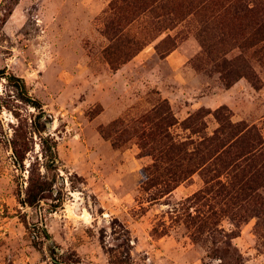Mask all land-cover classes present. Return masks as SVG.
<instances>
[{"label": "rangeland", "instance_id": "obj_1", "mask_svg": "<svg viewBox=\"0 0 264 264\" xmlns=\"http://www.w3.org/2000/svg\"><path fill=\"white\" fill-rule=\"evenodd\" d=\"M262 22L264 0H0V68L51 115L59 192L22 205L40 140L20 170L0 139V264H53L51 246L69 264H264Z\"/></svg>", "mask_w": 264, "mask_h": 264}, {"label": "trees", "instance_id": "obj_2", "mask_svg": "<svg viewBox=\"0 0 264 264\" xmlns=\"http://www.w3.org/2000/svg\"><path fill=\"white\" fill-rule=\"evenodd\" d=\"M259 35L260 38L258 41L264 40V22H262L260 26ZM262 47H264V45ZM1 78H4L6 81L3 83V92H0V112L3 108L7 109L16 118L17 123L16 125L11 126V137L7 136L3 125L0 124V139H5V142L11 149L13 162L18 168H20V170L24 169L27 154L33 149L34 134L40 140L41 155L44 159L43 163H40L37 157L29 162L27 166L26 183H22V186L19 185L18 187L19 202L22 205L33 207L45 199L50 198L56 200L58 199L56 197L58 190L56 192L55 188L56 174L51 171H55L58 161L57 146L55 139L46 132L47 123L51 122V115L43 110V107L38 100L29 95L28 88L22 78L13 73L6 72L5 68H0V80ZM18 102L33 107L34 111L29 112L28 116L23 115ZM215 113H219V110H215ZM214 138L218 139L219 136ZM248 159H252L254 167L259 166L260 168H263L264 163L259 162L258 165L256 164V159H258L257 155L256 159L254 156H250ZM41 165H43L44 172H42L40 168ZM150 178V173H146L145 182ZM171 190L172 189H169L167 193ZM159 193L164 194L165 192L164 190H160ZM193 195L196 197L197 193H194ZM151 199H156V197H151ZM58 205L59 204H53L54 207H57ZM23 222L25 223V226L29 228L26 219H24ZM203 231L202 228L194 229L192 233L194 240L196 239V235L201 234ZM224 249L225 248L221 250ZM49 250L53 264H69L73 262L69 258H66L63 253H60L59 250L56 251L53 246L49 247ZM213 250L218 251L217 248H214ZM225 251L229 253V258L231 260L233 259L236 261L238 260V257H240V254L236 255L234 251ZM57 253L58 256L56 257L55 254L57 255Z\"/></svg>", "mask_w": 264, "mask_h": 264}]
</instances>
